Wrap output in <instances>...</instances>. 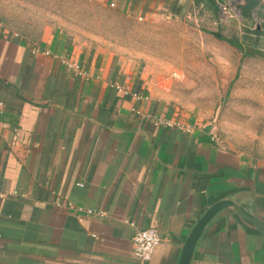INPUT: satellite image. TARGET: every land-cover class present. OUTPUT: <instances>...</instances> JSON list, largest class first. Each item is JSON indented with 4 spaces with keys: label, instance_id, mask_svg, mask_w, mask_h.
Masks as SVG:
<instances>
[{
    "label": "crops",
    "instance_id": "1",
    "mask_svg": "<svg viewBox=\"0 0 264 264\" xmlns=\"http://www.w3.org/2000/svg\"><path fill=\"white\" fill-rule=\"evenodd\" d=\"M88 1L139 21L221 24L218 40L264 53V0L246 12L241 0V19L221 17L225 0ZM25 6L0 0V264H178L210 204L249 191L251 181L264 194V168L170 105L171 79L148 57L89 40L58 16L32 25ZM137 110L181 115L194 130L155 126ZM258 206L264 214V197ZM135 226L160 231L147 262L134 254ZM193 264H264V238L222 214Z\"/></svg>",
    "mask_w": 264,
    "mask_h": 264
},
{
    "label": "rangeland",
    "instance_id": "2",
    "mask_svg": "<svg viewBox=\"0 0 264 264\" xmlns=\"http://www.w3.org/2000/svg\"><path fill=\"white\" fill-rule=\"evenodd\" d=\"M24 1L23 12L35 16L32 25L58 16L89 40L118 45L126 55L135 51L140 61L141 55L148 57L171 79L163 90L170 105L209 122L221 143L264 168L263 52L245 55L228 40H218L221 24L139 21L88 0Z\"/></svg>",
    "mask_w": 264,
    "mask_h": 264
},
{
    "label": "water",
    "instance_id": "3",
    "mask_svg": "<svg viewBox=\"0 0 264 264\" xmlns=\"http://www.w3.org/2000/svg\"><path fill=\"white\" fill-rule=\"evenodd\" d=\"M256 28H261L258 18ZM250 187L249 191H240L215 201L201 213L181 246L178 264H193L199 242L207 234L211 223L222 214L231 215L237 224L264 238V214L258 206V198L264 197V194L258 193L252 181Z\"/></svg>",
    "mask_w": 264,
    "mask_h": 264
},
{
    "label": "built area",
    "instance_id": "4",
    "mask_svg": "<svg viewBox=\"0 0 264 264\" xmlns=\"http://www.w3.org/2000/svg\"><path fill=\"white\" fill-rule=\"evenodd\" d=\"M243 2L241 0H225L221 5V17L226 19L227 17H234L236 19H241V9L239 8V4ZM3 27L2 22H0V28ZM68 69L75 73L76 75L87 77L88 73L83 71L79 65L64 59ZM115 87L121 92H130V88L121 83H115ZM135 97L138 99H142L138 93H134ZM1 105V103H0ZM141 116L148 118L152 121L155 126L161 127H171L183 130L187 133H192L194 130V124L190 122H186L181 115L169 116L167 114H148L143 113L140 110H137ZM214 138L217 139V135H214ZM89 214H92V210L87 211ZM103 214V213H102ZM162 241V237L159 229L156 227L150 228H139L135 226L134 234H133V250L135 256L141 262H147L151 260L153 257L157 247L160 245Z\"/></svg>",
    "mask_w": 264,
    "mask_h": 264
},
{
    "label": "trees",
    "instance_id": "5",
    "mask_svg": "<svg viewBox=\"0 0 264 264\" xmlns=\"http://www.w3.org/2000/svg\"><path fill=\"white\" fill-rule=\"evenodd\" d=\"M246 1V4L245 5H243V6H241V9H242V12H246V11H252V10H254L255 9V7H257L258 6V4H259V0H245ZM252 30H255V29H252ZM234 45L236 46V47H238L245 55H248V54H252L251 52H250V49L251 48H247V49H245V48H243V46L240 44V43H238V42H236L235 41V43H234ZM252 50V49H251Z\"/></svg>",
    "mask_w": 264,
    "mask_h": 264
}]
</instances>
